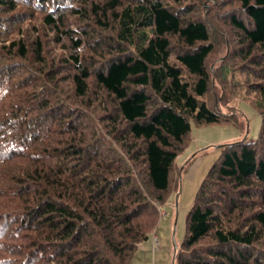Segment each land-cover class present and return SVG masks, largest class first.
<instances>
[{
    "label": "trees",
    "instance_id": "obj_1",
    "mask_svg": "<svg viewBox=\"0 0 264 264\" xmlns=\"http://www.w3.org/2000/svg\"><path fill=\"white\" fill-rule=\"evenodd\" d=\"M200 1L0 0V264L131 263L191 122L236 123L206 100L217 41ZM226 1L214 82L237 84L261 129L222 146L174 264H264V0Z\"/></svg>",
    "mask_w": 264,
    "mask_h": 264
},
{
    "label": "rangeland",
    "instance_id": "obj_2",
    "mask_svg": "<svg viewBox=\"0 0 264 264\" xmlns=\"http://www.w3.org/2000/svg\"><path fill=\"white\" fill-rule=\"evenodd\" d=\"M226 2V0H203L200 1L202 8L196 6L198 11L195 12H199L202 19L211 27L210 30H213L214 38L217 41L208 63L213 84L212 89L206 95L207 103L225 116L233 115L234 118H232L236 120V123L197 126L191 122L184 148L174 161L177 190L167 202L159 205L157 225L147 236L149 240L146 245L149 248L144 250L138 248L140 243L137 244L138 249H136L130 264H174L176 256L175 254L173 261L174 250L179 247L186 235L187 213L206 174L219 158L222 146L243 139L247 142L254 141L259 135L261 116L254 107L244 102L241 96L234 95L238 85H235V89L233 83H230V86L227 85L231 89L228 92L227 89L220 90V84L214 82L217 70L227 62V56L233 43L229 27L224 19L227 17ZM235 8V5H231L229 12ZM239 75L233 82L239 81L244 86L259 82L258 79L248 81L243 75ZM215 85L216 87L213 88ZM230 92L232 94L228 95ZM227 98L229 99L227 100ZM92 114L94 116H91V121L87 122L86 130L93 131L94 129L97 134L102 135L104 124L100 123V127L94 128L93 122L99 119L96 113Z\"/></svg>",
    "mask_w": 264,
    "mask_h": 264
},
{
    "label": "crops",
    "instance_id": "obj_3",
    "mask_svg": "<svg viewBox=\"0 0 264 264\" xmlns=\"http://www.w3.org/2000/svg\"><path fill=\"white\" fill-rule=\"evenodd\" d=\"M149 239H146L145 241H143L142 243H140L139 245H138V248H143L144 250H146V249H148L149 247L146 245L148 242ZM148 247V248H147ZM137 248V249H138ZM172 260H174V253H173V259Z\"/></svg>",
    "mask_w": 264,
    "mask_h": 264
},
{
    "label": "water",
    "instance_id": "obj_4",
    "mask_svg": "<svg viewBox=\"0 0 264 264\" xmlns=\"http://www.w3.org/2000/svg\"><path fill=\"white\" fill-rule=\"evenodd\" d=\"M175 254H176V249L174 250V256H175ZM174 261V260H173Z\"/></svg>",
    "mask_w": 264,
    "mask_h": 264
}]
</instances>
